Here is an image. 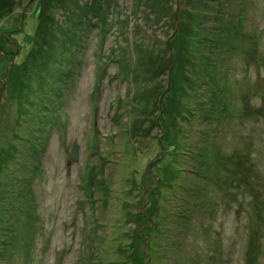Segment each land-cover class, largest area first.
<instances>
[{
  "label": "rangeland",
  "instance_id": "obj_1",
  "mask_svg": "<svg viewBox=\"0 0 264 264\" xmlns=\"http://www.w3.org/2000/svg\"><path fill=\"white\" fill-rule=\"evenodd\" d=\"M0 264H264V0H0Z\"/></svg>",
  "mask_w": 264,
  "mask_h": 264
},
{
  "label": "water",
  "instance_id": "obj_2",
  "mask_svg": "<svg viewBox=\"0 0 264 264\" xmlns=\"http://www.w3.org/2000/svg\"><path fill=\"white\" fill-rule=\"evenodd\" d=\"M77 151H78L77 144H74L73 149H72V153H71V159L72 160H75L77 158Z\"/></svg>",
  "mask_w": 264,
  "mask_h": 264
},
{
  "label": "trees",
  "instance_id": "obj_3",
  "mask_svg": "<svg viewBox=\"0 0 264 264\" xmlns=\"http://www.w3.org/2000/svg\"><path fill=\"white\" fill-rule=\"evenodd\" d=\"M210 41H211V39H210ZM210 109H212L213 110V108L210 106Z\"/></svg>",
  "mask_w": 264,
  "mask_h": 264
}]
</instances>
